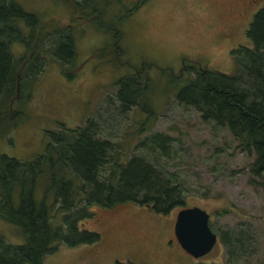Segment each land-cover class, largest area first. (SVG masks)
<instances>
[{
    "label": "rangeland",
    "instance_id": "374dc122",
    "mask_svg": "<svg viewBox=\"0 0 264 264\" xmlns=\"http://www.w3.org/2000/svg\"><path fill=\"white\" fill-rule=\"evenodd\" d=\"M15 1L43 21L31 37L41 38L44 47L54 38V28L71 24L74 56L62 63L44 53L47 60L36 78L16 85L10 108L0 117V155L32 159L43 152L50 131L82 126L89 119L97 136L115 144L102 173L111 170L114 157L124 163L136 154L175 175L184 188L183 203L164 214L133 202L90 204L91 215L79 218L77 227L96 230L100 238L74 245L58 240L42 263L262 264L264 192L249 182L253 155L237 146L225 126L202 118L194 107L175 97L176 87L192 73L185 71L179 81L167 73L176 72L183 57L216 71H234L227 49L250 45L245 30L264 0H145L122 20L118 47L110 32L81 20L67 0ZM135 1L106 0L101 5L103 18L122 13ZM240 7L242 15L233 19L232 12ZM232 25L234 29L225 35ZM10 48L14 55L25 50L19 42L11 43ZM141 62H149L145 69L150 78L145 91L149 99L145 102L150 108L139 103L124 108L115 95L114 80L134 72L132 68ZM156 131L169 136L162 148L141 141ZM48 183L47 175L37 181L35 199ZM52 198L50 189L45 199L50 202ZM190 205L209 213V226L216 234L226 228L232 232L242 229V248L229 253L217 235L211 249L195 258L170 241L176 211ZM53 222V226L60 223L59 215ZM0 236L11 244L23 241L18 228L2 218Z\"/></svg>",
    "mask_w": 264,
    "mask_h": 264
},
{
    "label": "trees",
    "instance_id": "16d2710c",
    "mask_svg": "<svg viewBox=\"0 0 264 264\" xmlns=\"http://www.w3.org/2000/svg\"><path fill=\"white\" fill-rule=\"evenodd\" d=\"M67 1L81 20L110 32L112 43L118 47L122 20L145 0H136L133 7L112 18H103L101 5L106 0ZM41 26L43 21L15 0H0V117L3 110L10 108L16 85L20 87L24 79H34L39 74L47 60L44 53L62 63L70 62L74 56L71 24L54 28V38L46 47L41 38L31 37L34 28ZM245 34L250 45L230 50L234 71H216L183 57L177 71L169 70L167 74L175 75L179 81L185 71L192 73L176 87L175 97L194 107L202 118L225 126L237 146L253 155L248 167L249 182L264 192V4L252 15ZM13 42H19L25 50L14 55L10 48ZM148 67L149 62H141L132 68L134 72L114 80L115 95L124 108L136 103L150 108L145 102L149 99L145 95L150 87L145 70ZM172 80L175 82L173 77ZM96 132L92 121L86 119L82 126L50 131L43 152L32 159L0 155V218L14 224L23 237L22 242L11 244L0 236V264H43V256L55 249L58 240L68 245L98 240V231L77 227L79 218L91 215L90 204H148L151 210L164 214L183 203L184 188L175 181L176 176L154 167L144 156L132 154L124 163L114 157L111 170L102 173L115 144ZM168 139L166 133L156 131L141 141L162 148ZM46 175L49 183L42 196L35 199L37 181ZM261 176L263 179H257ZM50 189L53 198L47 202L45 193ZM56 215L60 223L53 226ZM242 234V229L232 232L226 228L216 235L231 253L242 248Z\"/></svg>",
    "mask_w": 264,
    "mask_h": 264
},
{
    "label": "water",
    "instance_id": "95a60500",
    "mask_svg": "<svg viewBox=\"0 0 264 264\" xmlns=\"http://www.w3.org/2000/svg\"><path fill=\"white\" fill-rule=\"evenodd\" d=\"M208 216L209 213L197 205L180 207L175 213L173 235L180 247L193 257L208 252L217 238L208 225Z\"/></svg>",
    "mask_w": 264,
    "mask_h": 264
},
{
    "label": "flooded vegetation",
    "instance_id": "af4514ba",
    "mask_svg": "<svg viewBox=\"0 0 264 264\" xmlns=\"http://www.w3.org/2000/svg\"><path fill=\"white\" fill-rule=\"evenodd\" d=\"M237 0H233L232 1V3H235ZM242 7H240V10L239 11H233L232 12V18L234 19V18H236V17H238V16H240V14L242 15ZM236 14H237V16H236ZM234 29V25H232V26H230V28L229 29H227L226 31H225V35H227L229 32H231L232 30ZM228 51L229 50H231V49H227ZM230 52V51H229ZM139 205H143L142 207H144V208H146V209H149L150 210V206L148 205V204H139ZM148 211V210H147ZM174 221V220H173ZM173 221H172V225H173ZM172 231V235H173V229L171 230ZM217 236V235H216ZM169 240L170 241H175V242H177L176 241V239H175V237H174V235L172 236V237H169ZM178 243V242H177ZM180 246V245H179ZM189 254V253H188ZM202 256V255H201ZM193 257V256H192ZM199 257V256H198ZM196 258V257H195ZM264 263V262H263ZM262 263V264H263Z\"/></svg>",
    "mask_w": 264,
    "mask_h": 264
}]
</instances>
